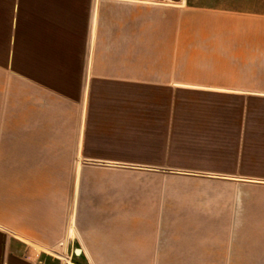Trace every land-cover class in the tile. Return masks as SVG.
<instances>
[{
  "label": "crops",
  "instance_id": "crops-1",
  "mask_svg": "<svg viewBox=\"0 0 264 264\" xmlns=\"http://www.w3.org/2000/svg\"><path fill=\"white\" fill-rule=\"evenodd\" d=\"M173 1L0 0V264H264V13Z\"/></svg>",
  "mask_w": 264,
  "mask_h": 264
},
{
  "label": "rangeland",
  "instance_id": "rangeland-1",
  "mask_svg": "<svg viewBox=\"0 0 264 264\" xmlns=\"http://www.w3.org/2000/svg\"><path fill=\"white\" fill-rule=\"evenodd\" d=\"M176 4H187L189 6H200V7H210V8H216L219 10H238V11H249V12H262L264 13V0H185V3L183 0H175L173 1ZM175 13H178V8H173ZM85 75V72H84ZM83 87H84V79H83ZM83 96V93H82ZM82 104V103H81ZM52 106V104H50ZM30 113L32 115V112L34 114H37V110L30 109ZM49 109L47 107L46 110V120H31L27 119L24 121L21 120H14V129H13V136L9 138V142L12 143V147H21L22 143L28 144L30 147L32 146H39V147H62V145L65 142V127H66V121L64 120L62 123V135H54L52 133V128L50 127V122L48 117H51L49 114ZM81 111V110H80ZM19 112V110H18ZM62 112L69 113V107L62 104ZM14 115H19L20 112L17 114V110L15 109ZM80 119V116H79ZM32 124L35 126L33 127ZM79 128V124H78ZM21 129H24L25 136H22ZM78 138V134H77ZM6 145V137L3 136L0 141V147H5ZM82 201H77V204L75 203V208L80 210L82 205ZM61 247L59 249L58 254L55 257H60L61 254ZM70 251L67 252L65 255L66 263L65 264H74L72 262Z\"/></svg>",
  "mask_w": 264,
  "mask_h": 264
},
{
  "label": "water",
  "instance_id": "water-1",
  "mask_svg": "<svg viewBox=\"0 0 264 264\" xmlns=\"http://www.w3.org/2000/svg\"><path fill=\"white\" fill-rule=\"evenodd\" d=\"M125 168H127V169H138V170H147V169L137 168V167H133V166H125ZM178 174H189V173H178ZM78 252H79V251L76 250V254H77Z\"/></svg>",
  "mask_w": 264,
  "mask_h": 264
}]
</instances>
